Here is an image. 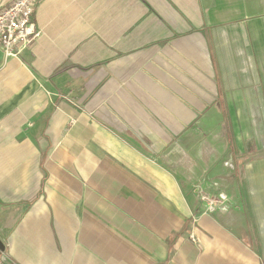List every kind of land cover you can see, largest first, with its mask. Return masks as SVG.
I'll return each mask as SVG.
<instances>
[{"label":"crops","instance_id":"crops-1","mask_svg":"<svg viewBox=\"0 0 264 264\" xmlns=\"http://www.w3.org/2000/svg\"><path fill=\"white\" fill-rule=\"evenodd\" d=\"M33 20L0 49V264H264V0H37Z\"/></svg>","mask_w":264,"mask_h":264},{"label":"built area","instance_id":"built-area-1","mask_svg":"<svg viewBox=\"0 0 264 264\" xmlns=\"http://www.w3.org/2000/svg\"><path fill=\"white\" fill-rule=\"evenodd\" d=\"M37 0H15L0 10V49L6 55L15 54V46L26 47L31 45L39 36L33 17ZM200 199L207 206L206 210L212 212L216 206L226 202L224 193L211 195L200 191Z\"/></svg>","mask_w":264,"mask_h":264},{"label":"rangeland","instance_id":"rangeland-1","mask_svg":"<svg viewBox=\"0 0 264 264\" xmlns=\"http://www.w3.org/2000/svg\"><path fill=\"white\" fill-rule=\"evenodd\" d=\"M232 167H228V168H226V170H225V175H224V177H222V178H219V179H222L224 182H225V185L226 184H229V185H231L230 183H231V176L230 175H232L233 173H232ZM242 185V184H241ZM198 189V192H200L202 189H201V187L200 186H198L197 188H196V190ZM226 189H228V188H224V191L226 190ZM236 189V188H235ZM240 189H241V187H240ZM203 191V190H202ZM223 191V192H224ZM219 194V193H218ZM218 194H214V195H218ZM224 194L227 196V200H230V196H229V193L227 194V192H224ZM211 195H213V194H211ZM229 198V199H228ZM228 203V202H227ZM223 204H226V202L225 203H223ZM222 205V204H221ZM217 207V206H216Z\"/></svg>","mask_w":264,"mask_h":264}]
</instances>
